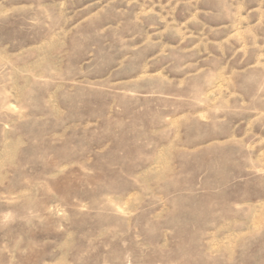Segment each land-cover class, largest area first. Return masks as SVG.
<instances>
[{
	"label": "rangeland",
	"instance_id": "obj_1",
	"mask_svg": "<svg viewBox=\"0 0 264 264\" xmlns=\"http://www.w3.org/2000/svg\"><path fill=\"white\" fill-rule=\"evenodd\" d=\"M0 264H264V0H0Z\"/></svg>",
	"mask_w": 264,
	"mask_h": 264
}]
</instances>
